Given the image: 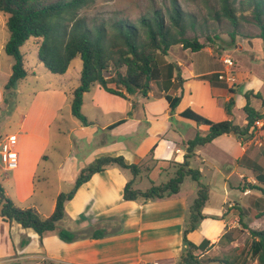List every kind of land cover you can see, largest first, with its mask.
<instances>
[{"label":"crops","instance_id":"crops-1","mask_svg":"<svg viewBox=\"0 0 264 264\" xmlns=\"http://www.w3.org/2000/svg\"><path fill=\"white\" fill-rule=\"evenodd\" d=\"M175 52L174 60L162 59L161 63L180 67L182 83L176 76L159 80L152 83L146 96L136 93L129 99L96 85L84 94L82 111L92 123L89 126L70 118V125L60 128L62 112L67 107L74 117L69 95L72 91L64 85L37 91L17 119L13 115L14 127L5 132L0 129L1 137H18V167L6 170L0 162V182L8 196L19 207L35 208L48 217L54 212L63 188L71 189L80 172L100 157L124 156L127 162L139 164L150 158L153 151L152 157L158 161L153 171L159 175L169 170L171 162H182L187 153L186 142L195 138L198 131L209 129L184 117L182 112L187 109L212 121L232 119L236 124L240 110L242 123L239 125H244L245 93L253 92L251 106L264 113L261 99L264 98V55H256L247 66L236 59L239 64L228 68L224 59L223 62L218 58L213 60L211 46L206 45L200 52L177 47ZM212 74L218 75L213 83L199 79ZM221 74L225 79H220ZM165 94L181 96L175 111H170ZM231 99L235 105L229 115L225 105ZM4 101L5 92L0 87V105ZM6 105L8 112L9 105ZM55 124L59 125V133L65 132L70 141V151L64 158L49 155ZM263 124L261 121L259 127ZM255 137L263 141L254 143ZM262 158L264 132L256 133L244 143L236 135L225 134L196 148L190 166L193 159L201 163L194 169L200 170L201 183L208 186L210 198L202 210L204 217L197 229L188 234V239L201 247L202 256L231 239L225 235L240 224L239 209L246 207L249 193L259 192L251 185L260 184L259 170L264 173ZM231 167L233 169L226 172ZM246 168L254 170L255 174L248 175L243 170ZM212 171L214 176L217 174L215 182L218 176L224 179L220 191L212 187ZM51 174L56 175V189L48 196ZM235 175L239 180L233 185L231 180ZM131 178L129 169L110 165L95 173L78 189L74 198L66 202V217L59 227L84 232L104 228L107 234L101 238L66 242L56 231L42 238L33 229L7 222L0 215V264H178L184 252L186 220L198 195V183L193 181L192 193L187 195L182 194L181 186L180 192L170 198L125 200L124 188ZM202 178H208V183H203ZM37 180L42 181L44 189L41 191H38ZM235 188L246 196L243 204L229 200V189ZM42 208H47V213H43ZM24 239L27 243L22 245Z\"/></svg>","mask_w":264,"mask_h":264},{"label":"trees","instance_id":"trees-1","mask_svg":"<svg viewBox=\"0 0 264 264\" xmlns=\"http://www.w3.org/2000/svg\"><path fill=\"white\" fill-rule=\"evenodd\" d=\"M97 0H0V11L8 14L7 26L10 37L5 45V52L14 58L12 74L6 84L7 89L28 77L25 67V55L21 48L34 37L39 45L38 58L44 66L56 75H66L72 62L80 57L82 71L78 87L69 95L72 98L71 109L83 125L92 123L84 115L82 106L84 94L94 86L100 85L106 91L129 99L136 93L147 95L152 83L177 77L182 83L180 67L174 63L162 64L160 57L167 56L174 46L180 45L184 50L200 52L206 44L202 38L213 42L218 39L217 27L225 26L232 40L237 36H252L264 41V0H216L208 5L206 12L196 13L183 7L179 0H165L161 6L153 5L146 13L136 20L117 14H100L89 16L82 12L92 7ZM208 3V2H207ZM248 22L259 29L257 33L248 35L242 31L243 22ZM212 23L217 27L214 28ZM220 28V29H221ZM178 72V73H177ZM217 74L201 76L212 83ZM253 92L245 93L247 104L245 124L239 125L232 119L212 121L192 109L182 112L184 117L206 125L207 131H198L195 138L186 142L187 153L182 162H171L174 165V176L166 182L152 185L143 190L139 188L140 179L144 174L150 175L158 162L152 157L139 164L129 163L124 156H104L96 159L85 167L78 175L71 190L61 192L56 201L54 212L43 216L35 208L19 207L7 194L0 182V215L10 223L16 222L24 228H31L42 238L56 231L66 242L83 238H101L107 232L97 228L93 232L75 231L59 227L66 217L65 205L74 198L78 189L95 173L105 170L110 165H118L129 169L132 178L124 188L125 200L154 201L170 198L178 194L181 186L190 177L199 185L198 195L186 220L184 230V252L178 264H236L228 258L205 259L197 251L201 249L188 239V234L195 230L204 217L202 210L210 198L208 186L201 183L202 174L199 169L190 166L191 159L196 155V148L206 145L221 135H236L244 143L252 139L256 133L264 132V113L251 106L250 97ZM260 97V95H257ZM170 104V111H175L181 96L165 94ZM264 107V98H261ZM234 100L226 103L229 115L233 113ZM135 107V106H134ZM258 179L261 184L251 185L252 189L262 192L264 197V173L259 170ZM264 202V198H263ZM240 210V224H243V209ZM256 217L264 216V208L254 211ZM247 228V225L244 224ZM236 228L228 235L231 239L220 243H232L235 240ZM252 241L249 252L260 264H264V230L251 229ZM224 236V237H225ZM27 240L22 241L25 245ZM44 264H52L45 262Z\"/></svg>","mask_w":264,"mask_h":264},{"label":"rangeland","instance_id":"rangeland-1","mask_svg":"<svg viewBox=\"0 0 264 264\" xmlns=\"http://www.w3.org/2000/svg\"><path fill=\"white\" fill-rule=\"evenodd\" d=\"M184 8L187 10H191L196 13L206 12L208 5H212L216 3V0H179ZM165 0H97V2L90 7L89 9L83 11V14L89 16H97L100 14H117L122 17H128L133 20H136L141 15L146 13L148 8L153 5L161 6ZM208 2V3H207ZM8 14L0 11V87L5 92V101L4 104L0 105V129L2 131H7V128L12 129L14 127L13 124V115L16 116L17 119L18 114L21 112V109H26L30 104L32 98L35 93L39 90H43L48 87H57L62 84L68 91H72L73 88L78 87L79 78L82 71V60L80 57L76 58L67 72L66 76L56 75L49 71L43 63L39 61L38 58V50L39 45L37 43V39L31 37L26 44L21 48V51L25 55V66L29 70L30 75L24 80L19 81L14 88L7 89L5 81L9 79V76L12 72L14 58L8 55L5 52V45L10 37V31L7 26ZM212 26L217 27L212 23ZM217 27L216 33L220 35L217 39L214 38L213 42L202 38V41L207 45L212 47V51L215 57H212L213 60L218 58V60H223L226 57L232 58L234 64L237 65L239 62L236 59H240L241 65H249V62H252V58L256 55L263 56L264 55V41L260 38H251L252 36H237L235 40H232L230 35L223 31L226 27L223 26ZM242 31L248 35L257 33L259 29L254 25H250L248 22H243ZM181 48L180 45L174 46L170 53L167 56L160 57V60H174L176 58V48ZM264 61V60H263ZM223 62V61H222ZM229 68V67H228ZM8 83V82H7ZM240 95V94H239ZM238 100V98L236 99ZM6 104H8V112H6ZM62 121L60 124V128H67L70 125V118L74 119L68 110V107L62 112ZM240 110L236 115V119L238 124L242 123ZM78 122H80L78 120ZM59 128L58 124H55L52 131V144L50 147L49 155L51 158H64L68 151H70V141L65 132L59 133L57 130ZM11 130H8V132ZM66 131V130H65ZM261 143L259 137L254 138V143ZM255 145V144H254ZM258 146V145H257ZM1 160V158H0ZM57 160V159H56ZM262 164L264 166V159L262 158ZM157 165L156 162H151V165ZM200 166L201 163L193 159L191 162V167L196 168V166ZM233 168L226 169V172L231 171ZM248 175H254V170L250 168L243 169ZM174 165L171 164L169 166V170L163 172L161 175L157 171H153L150 175L144 174L140 179L139 187L143 190H147L154 181L156 184H160L162 182L168 181L170 178L174 176ZM214 173L212 171V187L221 190V184L224 182V179L221 176H218L217 182H215ZM239 177L235 175L232 178L233 185H236V181L238 182ZM185 183L182 185V194L187 195L192 193L191 186L194 184V180L190 177H186L184 180ZM208 178L205 180L202 178L203 183H208ZM38 182V191H41L43 188V184L41 180H37ZM56 175H52L49 181V189L47 190L48 196L52 195L53 191L56 189ZM217 183V184H216ZM246 185L249 182H245ZM260 183V182H258ZM2 184V183H1ZM261 184V183H260ZM71 190L70 188H63V192H67ZM230 190L229 200L230 201H238L240 204H243L246 196L243 192L235 188ZM215 193V192H214ZM254 196V198L252 197ZM262 192L249 193V199L246 203V207L243 208V224H239L234 233L235 240L228 244H222L216 249H212V251L204 255L205 259H214L215 258H228L230 261H236V264H260L257 259H254L249 252V246L252 241V235L250 233L251 229L255 230H264V216L256 217L254 211H259L264 208V202L262 197ZM251 198H253L251 200ZM258 200V201H257ZM250 208L248 209V207ZM47 208H42L43 213H47ZM203 213V212H202ZM216 217V216H215ZM247 225V228L245 225ZM197 229V228H196ZM195 229V230H196ZM194 231V230H193ZM192 232V231H191ZM184 251V250H183ZM199 251H197V254ZM200 254V253H199ZM201 255V254H200ZM153 263V262H149ZM210 264H220L217 261L212 262Z\"/></svg>","mask_w":264,"mask_h":264},{"label":"built area","instance_id":"built-area-1","mask_svg":"<svg viewBox=\"0 0 264 264\" xmlns=\"http://www.w3.org/2000/svg\"><path fill=\"white\" fill-rule=\"evenodd\" d=\"M224 64L229 68H233L235 65L234 61L230 57L224 58ZM220 79H225V76L221 74ZM17 143L18 137L16 135H8L5 137L0 136V162L6 170H13L19 165V152L17 150ZM134 264L147 263L139 262Z\"/></svg>","mask_w":264,"mask_h":264}]
</instances>
